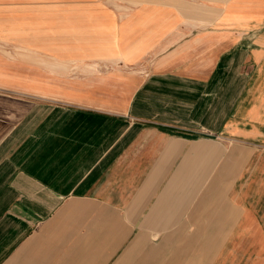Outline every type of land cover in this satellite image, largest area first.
Here are the masks:
<instances>
[{
	"label": "crops",
	"instance_id": "obj_1",
	"mask_svg": "<svg viewBox=\"0 0 264 264\" xmlns=\"http://www.w3.org/2000/svg\"><path fill=\"white\" fill-rule=\"evenodd\" d=\"M0 264H264V0H0Z\"/></svg>",
	"mask_w": 264,
	"mask_h": 264
}]
</instances>
